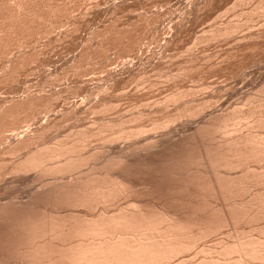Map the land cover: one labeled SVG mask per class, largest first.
<instances>
[{"label":"bare ground","instance_id":"1","mask_svg":"<svg viewBox=\"0 0 264 264\" xmlns=\"http://www.w3.org/2000/svg\"><path fill=\"white\" fill-rule=\"evenodd\" d=\"M33 1L37 0H31V3L29 0L28 4L31 5ZM28 4L15 3L10 6L11 11L7 8L11 13L5 12L9 13V18L8 14L5 16L3 13L5 8L2 7L4 11L0 9L4 14L3 18L6 17L5 22L1 20V23L4 25L6 20L11 21L4 25L3 30L0 27L1 53L4 54L3 50L11 40L18 42L20 27L26 31V21L23 26L18 27L21 22L26 19H45L36 12L37 8L35 11L30 10ZM52 4H47L49 8L44 5V9L49 11V14L43 12L47 14V20L52 13L54 16L55 7L58 6ZM261 4L264 5L263 2ZM262 5L259 9L264 11ZM59 11L55 10V13L58 12V15ZM53 20L54 22H45L51 30L58 25L55 24L58 20ZM28 22L33 24V21ZM42 23L40 24L43 25ZM30 26L28 25L29 28ZM228 27L224 26L222 30L218 27V37L229 36L240 28L239 25ZM17 31L19 35L16 34ZM23 35H20L22 42L26 41ZM26 35L28 34H25V37ZM217 35L215 34L216 37ZM25 55L24 53L20 57L18 53L19 63L15 62L16 60L10 61L4 69L7 74L0 76L1 79L17 78L16 72L21 71L18 68V65L21 66L20 58ZM88 58L90 59L91 55ZM21 60L24 61L25 58ZM76 60L72 63L69 61L72 64L69 69L78 72L83 66L80 67V58ZM140 64L141 68L138 70L146 72L148 65L142 62ZM135 66L131 61H127L118 69L110 67L105 75L95 78L96 81L89 84V95L83 96L82 99L70 100L71 98L63 96V100L59 92H28L23 96L0 98V253H12L11 256L18 253L20 260L17 254L14 258L8 255L10 262L12 258L18 259L17 262L12 260L15 264H171L174 261V264H264V225L251 224L264 217V193L260 196L253 195V198L248 200L242 199L243 190L250 192L258 184L264 183V171L258 173L249 166V163L264 160V137L261 136L262 133L254 132V127L264 130V96L251 102L250 107L248 103L250 109L246 114H243V111L237 114L236 108L232 113L225 112L216 116L214 110L208 113L207 117L204 115L206 119L202 113L210 106L211 99L209 102L207 99L197 100L195 97L196 99L186 101L192 89L190 92H181L180 89L175 90L176 93L167 94L158 83H148L149 79L144 77L140 82L136 77L140 84L137 83V90L132 94L141 98L139 104L143 108L129 112L130 109H126L128 95L114 96L112 89L122 82L124 78L121 76L132 73ZM103 68L102 71L105 72V67ZM12 75L14 77H11ZM262 87L264 89V86ZM262 91L261 88L260 92ZM212 96L211 94L209 98ZM183 100L185 101L180 105ZM111 112L114 116H110ZM200 117L206 120L203 118L204 121L199 123L202 119ZM199 118V124L192 122ZM70 119L82 122L84 126L82 125V129L65 130L61 134L60 130L66 128L64 124ZM181 120L182 123L185 121L180 125L184 126L183 129H189L193 124L197 127L195 125L196 128L191 134L176 139L180 127L178 129L175 125ZM245 122L251 127H244ZM239 126L246 129V133ZM238 127L241 131H237ZM162 152L167 153L169 158L163 162L157 161ZM151 169L152 178L156 181L154 183L161 184L159 189L154 183L149 184V187L145 186L139 177L140 172ZM168 202L170 203L167 204ZM172 203L173 205H170ZM169 205L180 207L177 210ZM240 216L249 221V228L239 227L237 218ZM229 227L232 232L227 231ZM224 232L227 237L223 239ZM210 238L219 239L215 248L206 247L205 241ZM194 250L201 256L189 260L186 254ZM8 256L6 259L2 256L0 258L6 262Z\"/></svg>","mask_w":264,"mask_h":264},{"label":"rangeland","instance_id":"2","mask_svg":"<svg viewBox=\"0 0 264 264\" xmlns=\"http://www.w3.org/2000/svg\"><path fill=\"white\" fill-rule=\"evenodd\" d=\"M37 1L40 2L39 4L42 5V7L38 4ZM37 1H35V2L33 1V3L31 5H34V6H32L33 7L32 8L31 5L28 4L29 0L28 1L25 0V2H27L28 6L30 5V8H31L30 10L33 9L35 11L37 8L36 12L39 13V15L41 14L40 15L41 17L44 16L45 19H43V21L44 20L45 21L43 22L41 20L43 22L42 23L41 21H38V20H31V19H26L24 21L21 20L23 22H21V24H19L18 27H20L21 25L23 26L24 25L23 23L26 21L25 24L27 27H25V25H24V29L27 28L29 30L31 28L30 31H28L27 29L25 31V32H29V33H25L24 30H22L23 27H20L21 29L20 28L18 29V31L20 30L19 32H21V33H19L20 35L24 34L23 36H24L26 41H24V40L23 41L26 44L24 42H22V40H20L21 38H20V35L18 34V31H17L16 34L19 35V38H17L18 36L16 35L17 37H15V39L17 38L18 42L21 41V43L24 45L20 44V42L18 43L16 40H11L13 42V44H12V42H10L9 45L7 47H5L6 49L3 50L4 54L1 53L2 50H0L1 51L0 52L1 53L0 54V76H2V75L5 76L7 74V72L4 69L6 68V66H8L10 64L9 63L10 61L16 60L15 62H18V60H17L19 58L18 53H19L20 57L24 53L26 54L23 57V58H25L24 61L21 60L23 58H20V63H21L22 67L18 65V68L21 69V71L17 68L20 71V72H16L17 73L16 75H18L17 78L14 77V76H16L15 74H14V76L13 75L11 76V77H14L12 79L10 77H8L10 79L7 78V79L3 80L0 77V79H1L0 80L1 81L0 82V98L1 97H13V96L18 97L19 95L23 96L28 92L35 93V94L59 92V94H61V97L63 98V100H64V97H68L69 99L71 98L70 100H72V99L74 100L75 98L76 99H82L83 96L87 97L89 95V93H87L88 92L87 89H89L88 87H90L89 84H92L96 81L95 78L97 79V78L105 75V73L109 70L110 67H111L110 69L120 68L122 63L127 62V61H131L132 63H134L136 65L135 70L133 71L134 73L133 72L132 73H126V74H123V76L119 75V78L121 76L124 79L122 80V82H120V84H118L115 88H113L112 91L114 90L113 91L114 96L115 95L121 96L123 94L128 95V96L126 95L127 97L126 96L125 97H126V103H127L126 106L128 107V108L126 107V109H128V110L130 109L129 112H134L135 110H138L139 107L141 110L143 108L139 104L141 101V98L139 99L138 96H135V94H132V93H135V91L137 90L136 87L138 86V84H140V82L144 78L146 80L149 79V80H147V82L152 81L154 83H158L159 86H161L162 88L165 89L166 93L168 92L167 94H169L170 92L176 93L177 91H175V90L180 91V89L182 90L181 92H185V91L187 92L188 90H189L188 92H190V90L192 89L193 94L190 93L189 94L190 97L188 96V99L186 101L192 100L195 97L197 98V100H201V98H202V99H207V101H209V102L211 99V103H209L210 106L208 108H206V110L203 111V113L205 112L204 114L202 113V116L205 115L206 117H207L208 113L213 112L214 110H216L214 112H216L215 114H216V116H218V115H223L225 112H226L225 114H228L230 112L232 113V110L236 109V108L238 109V110L236 109L237 111L235 110L236 113L238 112L239 114H241L244 112L243 114H246L248 112V109H250L249 107L251 106L250 105L251 102L253 103L258 98L264 96V93H263L264 89L262 87V86H264L263 85L264 84V68H263L264 67V38H263L264 37V21H263L264 20V11L259 9V7L261 8V5H262L261 2L264 3V0H249V1L248 0H245V1L244 0H199V1L198 0H129V1L128 0H122V1L121 0H114V1L113 0H92V1L91 0H47V1L43 0V2H42V0H37ZM48 1H49V3H48ZM50 1H51V3H50ZM22 2L25 3L24 0H17V1L16 0H0V9L3 10L2 7L5 8L4 9L5 11L3 10L4 11L3 13H5L7 11L9 12V10H6L7 8L10 9V11H11V9H12L11 7L13 5H15V3L18 4V3H22ZM45 2L48 4V6L52 3L56 4V5L54 4V6H57V4H58V6H57L58 8L55 7V10H60L58 15H57L58 12L55 13V10H54V16H53V13L51 12L52 10L50 11V14L52 13L51 15L53 17L49 16L48 20L53 21V22H54V20H53L54 18L58 20V22L55 23V24L58 23V25H56V27L53 30H51V28L48 27L49 25L48 26L46 25L47 23H49L47 20V18H48L47 14H49V11L47 8H49V7L47 6V4ZM247 2H248V4H247ZM30 3H31V0H30ZM37 4H38V7H37ZM246 4H247V6H246ZM250 4H252V5H250ZM44 5L47 7L46 9H44L45 8ZM262 6H264V5H262ZM256 8L258 10L257 12H256ZM38 10H41L42 13L45 12L47 14H45V13L42 14V13H40L41 11H38ZM84 11H86V12L84 13ZM260 11H261V13H260ZM206 12H208V13H206ZM243 12H244V14H243ZM1 13H2V11H0V16L2 18V19H0V27H1V29L2 28L4 29V25H8L9 22H11V21L6 20V24L3 25V23H1L2 22L1 20H4L3 22H5L6 17L3 18L4 14L3 13L1 14ZM9 13H5V16L8 14L7 18H9ZM225 13H226V16H225ZM237 13H239V14H237ZM190 16H191V18H190ZM235 16H237V17H235ZM50 17L52 18V20ZM90 18H91V20H90ZM223 18H225V19H223ZM236 18H238V19H236ZM261 18H263V19H261ZM191 19L192 20L194 19V20L192 21ZM27 20L33 21V24H38V25H33L32 22H30V24H29V22ZM35 21H37V22L35 23ZM39 22L42 23L43 25H41ZM45 22H47V23H45ZM74 23H75V25H74ZM226 23L228 25H226ZM235 23H237V24H235ZM28 25L29 26L31 25L30 28L28 27ZM32 25H33V27H32ZM178 25H179V28L177 27ZM235 25H239V27L242 29V30L240 28L238 29L239 33L237 30V31L233 32L234 34L231 33V35H229V36H227V35L221 36L222 38L220 36L218 37V35H220V33H219L220 29L222 30V28L224 26L225 27L227 26V28H229L228 26L232 27ZM217 26L220 29H218ZM212 27H213V29H212ZM249 27L251 30L249 29ZM260 27L262 30L259 29ZM176 28H178V29H176ZM77 29H78V31H77ZM216 29L219 30L218 33H216L218 31ZM176 30H178V31H176ZM22 31H23V33H22ZM144 31H146V33ZM25 34H28V35H26V37H25ZM107 34H108V36H107ZM215 34L216 35L218 34L217 37L215 36ZM155 35H157V36H155ZM23 36H22V39H24ZM13 38H14V36L12 37V39ZM14 42H15V44H14ZM16 43H18V44H16ZM192 43H194V44H192ZM20 45H21V47H20ZM8 47H11V48H8ZM256 47H257V49H256ZM104 48H106V49H104ZM185 48H186V50H185ZM73 49H75V50H73ZM139 49H140V51H139ZM250 53H252V54H250ZM12 54H13V56H12ZM90 55H91V58L89 59L88 56L90 57ZM42 58H43V60H42ZM79 58H80V60H79ZM177 58L180 60H178ZM75 59H77L76 61H78V60L81 61L80 67L83 66V68L81 67L80 71H78V72L74 71L73 69H71L72 71L69 69V66L72 65L71 63ZM69 61L71 63H69ZM141 62L144 65H148L147 71L145 70L147 73L144 71L138 70L139 68H141V66H140ZM2 63H3V65H2ZM65 64H66V66H65ZM254 64H256V65H254ZM169 65H171V66H169ZM213 65L215 67H213ZM103 67H105V70H106L105 72L102 71V70H104ZM2 70H4L5 72ZM181 70H183L184 73ZM32 71H34V72H32ZM188 71H189V73H188ZM247 71H249L250 73ZM69 73H71V74L69 75ZM118 73H121V72L119 71ZM182 73L184 75H182V77H180V75ZM175 75H177L176 79H175ZM163 76L166 78H167V76H170V77H168L170 79H168V78L166 79ZM136 77H137V80L140 81L139 83L136 81ZM91 79L93 81H91ZM151 79H153V80H151ZM172 79H174L175 81ZM201 79H202V81H201ZM28 80H29V82H28ZM197 80H198V82H197ZM131 81H132V83H131ZM172 81H174V82H172ZM148 83H150V82H148ZM160 84H162V85H160ZM207 86L210 88H206ZM172 87H174V88H172ZM125 88H127V89H125ZM205 88L208 89L209 91L211 90V92H209ZM218 88H220L221 90ZM261 88L263 90L262 93L260 92ZM120 89H122V90H120ZM197 90L200 93L197 92ZM119 92H120V94H119ZM127 92H129L132 96H129L130 94H128ZM215 92H217V93L215 94ZM211 94L215 98L213 96H212V98H209V97H211ZM71 95H73V96H71ZM199 95H201L202 97ZM216 98H218V99H216ZM252 98L253 99L255 98V99L253 100ZM247 100H250V101H247ZM184 101L185 100L181 101L180 105ZM132 102L133 103L136 102V103L133 104ZM61 103H62V101H61ZM248 103H249V105H248ZM131 107H132V109H131ZM208 109H210V110H208ZM240 111H243V112L240 113ZM175 112H176V110H175ZM233 112H234V110H233ZM111 113L112 114H110V116H114L113 112H111ZM99 116L102 118L101 115H99ZM99 116H98V119L100 118ZM204 117H200V118H202L201 121H199L200 118L198 120L192 119L193 120L192 122L195 121L196 124H199L200 122L207 119L206 117H205L206 119ZM203 118H204V120H203ZM69 121L65 122L66 125L64 124V126H66V128L60 130L61 134H63L65 130L69 131V130L82 129V125L84 126V124L82 122H78L77 120H74V119L71 120L70 119ZM75 121H77L76 124H75ZM197 121H199V123H197ZM192 122H190L191 124L189 123L190 126L192 125ZM249 122H248V124H250L253 121H251L250 123ZM177 123H179V121ZM177 123H176L175 127H177L178 129L180 127V132L176 129L178 132L177 133L178 136L176 139H179L181 137L183 138V137L191 134V132H193V130L197 127L196 124H193L194 128L192 126L188 127L189 129L185 128L188 131L186 133V132H183V131H186L185 129H183L184 126L183 127L180 126L183 123H185V121H183V123H182V120H181L180 121L181 124L179 123V125H177ZM243 123H241V124H243ZM76 125H77V127H76ZM195 125H196V127H195ZM241 126H239L241 129H243L242 128L243 126L244 127L245 126L251 127V125L248 126L246 124V122L242 127ZM252 126H253V123H252ZM182 129H183V131H181ZM239 129L237 131H241V129L240 130ZM252 129H253V127H252ZM244 130H246V129H243V131ZM248 130H250V129H248ZM250 131H253V130H250ZM258 131H260V132H258ZM254 132L262 133L261 136L263 135V137H264V130H262V128H259V129L256 128L255 129V127H254ZM238 134H241V132H239ZM175 136H176V134H175ZM207 139L209 140L210 138H207ZM157 158H158L157 161L163 162L169 158V155L167 153L164 154V152H162L160 155H158ZM256 163L257 162L249 163V166H251L250 168L252 170L254 169V171L255 170L258 171V173L264 171L263 170L264 169V160L262 162L259 161L257 164ZM152 175H153L152 169L151 170H144V171L140 172L139 177H140V179H142V182L144 183V185L149 187L150 185H153L154 182H156L152 178ZM159 183L160 182L154 183L155 185H157L158 189H159V187H161V184H159ZM163 185H162V188H163ZM263 193H264V183H260L250 192L247 190L246 191L243 190L242 199L248 200L250 198H253V195H259L260 196ZM176 196H177V193H176ZM169 203L170 202H168L167 204H169ZM170 205H173V203ZM179 205H178V207L181 206V205L180 206ZM170 207H175L178 210L177 206H170ZM182 209H179V210H182ZM212 215L214 216V214H212ZM241 217L242 216H240V218H237L238 220L236 219L237 221L240 222L239 227L240 228L243 227V229L249 228L251 226L248 223L249 221L246 220L244 217H242V218ZM251 224L264 225V217L259 219V221L255 222V223H251ZM226 230H225V232H226ZM227 231L232 232V228L229 227ZM225 232H224V235L222 236L223 239L227 237ZM217 240H219V239L210 238V239L206 240L205 241L206 247H208L209 249H212L211 247L215 248V246H217L216 245V242H218ZM197 252H198L197 250H194L192 253L186 254V256L188 257L189 260H190V258L195 260L196 258H199L201 256V254H199ZM9 254H8L9 256L12 255V253H9ZM16 254L18 255V253H14L13 256H15ZM6 255H7V253H0V257L2 256L5 259L8 256V255L7 256ZM9 256H8L6 262H5V259L0 258V264L3 263L2 261L9 264V262H10ZM13 256H11V257H13ZM13 258H12V260H16V262L18 261V259L20 260L19 255L17 257L18 259H16V258L13 259ZM12 260H11L10 264H15L16 262L13 261L14 262L13 263ZM7 261H9V262H7ZM174 263H175V261L171 264H174Z\"/></svg>","mask_w":264,"mask_h":264}]
</instances>
